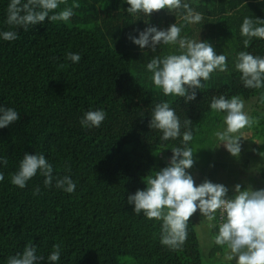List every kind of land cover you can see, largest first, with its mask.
Instances as JSON below:
<instances>
[{"label":"trees","instance_id":"trees-1","mask_svg":"<svg viewBox=\"0 0 264 264\" xmlns=\"http://www.w3.org/2000/svg\"><path fill=\"white\" fill-rule=\"evenodd\" d=\"M76 2L80 8L67 22L46 18L27 32L12 29L19 37L14 41L0 38V105L19 115L0 128V157L8 158L7 165L0 164V264L29 242L45 257L40 264H49L47 256L57 243L62 244L57 264H216L202 253L193 216L186 243L172 251L160 243V222L136 215L127 197L146 187V175L168 166L171 147L180 145L179 139L162 142L161 133L149 128L151 109L161 100L171 102L181 121H192L190 146L205 148L224 126V114L209 107L212 97L240 95L250 106V116L259 118L241 134L248 131L258 144V156L264 155V104L259 102L264 89L245 88L234 68L240 51L264 56V39L252 38L245 48L247 38L240 34L245 16L264 19V0H183L203 16L191 24L183 21L182 8L147 17L127 13L126 0ZM9 3L0 0V32L10 30ZM72 3L67 0V6ZM173 23L182 27V37L207 41L217 54L228 57V71L212 73L205 90L198 89L196 99L187 103L182 97H165L146 68L153 56L177 52L178 45L161 44L153 53L129 39L148 26L166 29ZM68 52L80 54V61L66 59ZM96 109L106 112L101 126L82 127L83 114ZM25 153L44 154L54 176L69 175L75 191L66 193L54 182L46 188L39 173L24 188L13 185L10 175ZM235 169V174L241 172L240 165ZM261 175L262 184L253 190L264 188V168ZM230 190L229 197L234 187ZM218 222L219 213L213 225ZM210 229L215 236L218 228ZM226 250L215 245L211 256Z\"/></svg>","mask_w":264,"mask_h":264},{"label":"clouds","instance_id":"clouds-1","mask_svg":"<svg viewBox=\"0 0 264 264\" xmlns=\"http://www.w3.org/2000/svg\"><path fill=\"white\" fill-rule=\"evenodd\" d=\"M129 7L127 13L135 15L143 13L150 17L154 12L167 9L175 13L183 9L182 19L186 23H199L203 20L201 13L183 0H126ZM61 5L63 10L57 11ZM80 4L73 0L67 6V0H10L7 7L6 24L10 30L0 32L5 41L18 39V32L12 29H23L27 32L37 24L47 21L52 23L67 22ZM146 23L148 21H145ZM182 27L177 23L170 24L166 29L148 26L139 31L138 36L129 35V39L141 49L146 47L155 53L157 46L178 45L177 52L162 56H153L146 65L152 73L153 84L162 90L165 97H182L190 102L196 99L197 90H205L206 81L214 72L228 71V57L217 54L214 47L207 41L189 39L181 36ZM240 34L245 48L252 38L264 39V19L245 16L240 26ZM66 59L78 63L80 54L68 52ZM235 70L240 73V81L247 89H264V56L253 55L248 51L237 53ZM259 102L264 104V91H260ZM215 113H223L222 130L213 135L233 156L241 153V130L251 128L259 123V118L251 117L245 109V102L240 95L226 98L225 95L213 96L209 105ZM143 116V114H141ZM19 119L18 111L12 107L0 105V128L9 126ZM106 119L103 109L88 110L80 119L85 128H99ZM149 128L161 133L159 139L164 141L180 140L179 146H172V156L168 166L155 174L143 178L146 185L127 197V202L134 205L133 212L148 220L160 222V243L169 250H181L187 241L190 218L199 210L210 226L217 227L214 236L215 245L227 248L226 260L235 264H264V188L253 190L251 186L242 189L240 184L234 185V195L229 197V189L220 183L205 179L196 185L193 176L186 171L194 166L195 151L190 146L193 140L192 121L188 118L181 121L168 100H161L151 109ZM183 129V131H182ZM168 148V147H165ZM214 148V147H212ZM156 154V153H154ZM0 164L7 165L8 158L0 157ZM70 171V168L68 169ZM39 173L44 177L46 188L54 186L66 193H73L75 181L69 176H54L53 165L42 153H25L19 161L16 172L10 175V182L24 188L27 182ZM4 174L0 172V181ZM39 188L33 194L39 193ZM219 222L211 224L217 220ZM62 244L53 245L47 256L49 264H57L61 259ZM45 257L37 254V247L29 242L22 252L7 258V264H40Z\"/></svg>","mask_w":264,"mask_h":264},{"label":"rangeland","instance_id":"rangeland-1","mask_svg":"<svg viewBox=\"0 0 264 264\" xmlns=\"http://www.w3.org/2000/svg\"><path fill=\"white\" fill-rule=\"evenodd\" d=\"M246 103L247 102H245L244 111L249 114L251 109L249 105H246ZM224 127L225 125L220 127L219 130H222ZM243 135L247 138H240L241 153L239 157H233L229 152L222 151L221 147L225 148L222 142L219 147H215L219 144V141L215 137L211 145H204L205 148L198 144L193 146L194 151L198 149L194 153L193 157L194 166L186 171L193 176L196 185H199L205 179L213 183H220L229 189L227 195H231L230 189L239 183L245 185L246 188L249 186H251L252 189L260 187L263 182L261 172L264 168V166L262 167L264 164V155L260 154V156H258V144H256L255 138H250L248 131H245ZM206 150L209 151L206 153ZM238 165H240L241 172L235 174V172H237L235 167H238ZM201 177H203V179L198 181ZM257 182L259 183L257 184ZM255 183L257 185L252 186L255 185ZM193 220L196 224L204 256L212 259L216 262V264H230V262L225 258L228 250L225 251L226 253L224 255L218 253L216 254V257L211 256L213 254L212 252L215 247V243L213 239L214 236L212 235L210 229V222L204 219L199 210L193 214ZM211 224H213V222H211ZM231 264H235V259L231 262Z\"/></svg>","mask_w":264,"mask_h":264}]
</instances>
